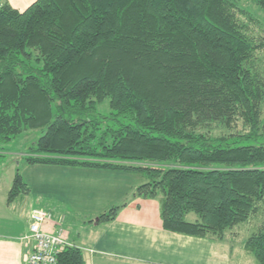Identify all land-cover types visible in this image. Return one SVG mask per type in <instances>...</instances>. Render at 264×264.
I'll list each match as a JSON object with an SVG mask.
<instances>
[{"label":"trees","instance_id":"1","mask_svg":"<svg viewBox=\"0 0 264 264\" xmlns=\"http://www.w3.org/2000/svg\"><path fill=\"white\" fill-rule=\"evenodd\" d=\"M240 1L1 0L0 142L41 127L27 164L133 174L97 220L152 197L164 229L223 239L264 207V143L243 142L264 134V36ZM28 190L16 170L6 201ZM243 248L264 264V216ZM54 264L86 263L72 244Z\"/></svg>","mask_w":264,"mask_h":264},{"label":"crops","instance_id":"2","mask_svg":"<svg viewBox=\"0 0 264 264\" xmlns=\"http://www.w3.org/2000/svg\"><path fill=\"white\" fill-rule=\"evenodd\" d=\"M6 1L23 9L33 0ZM29 165L35 172H41L40 176L68 177L65 180L37 178L30 187L37 194V200L46 197L56 202L53 208L47 209L51 222L60 221L66 239L86 251V264H192L193 259L195 263L199 261L200 248L211 246L216 240L164 229L159 216V200L152 197L131 196L113 218L97 220V214L109 207L113 198L123 196L137 182L128 171L41 163ZM6 186L0 188V264H27L26 254L32 245L27 237L29 214L33 206L40 205H35L30 198L27 207L25 202L17 207V197L7 202L9 186ZM49 192L56 193L53 200ZM64 195L80 214L77 204L87 209L83 210L86 219L79 225L77 239L67 228L65 211L58 207L57 202L63 204L62 201L67 200ZM71 210L76 213L75 209ZM212 262L222 264L218 258Z\"/></svg>","mask_w":264,"mask_h":264},{"label":"rangeland","instance_id":"3","mask_svg":"<svg viewBox=\"0 0 264 264\" xmlns=\"http://www.w3.org/2000/svg\"><path fill=\"white\" fill-rule=\"evenodd\" d=\"M240 5L248 10L252 14L256 21H250V27L252 28L255 34H261L264 36V14L260 10V8L250 0H241ZM244 17V16H243ZM256 64L264 71V46L263 48L257 52ZM263 108V116H264V102L262 103ZM96 112L99 118L103 121L102 125L105 123L115 122L118 123L111 114V108L108 103V99L105 98L101 102L96 105ZM105 116V117H103ZM122 121H127L125 118H121ZM240 123H238L239 125ZM43 131L41 127L28 128L23 130L19 135L12 137L8 141L0 142V188H5L6 185L10 187L13 182L14 173L17 170L22 179L28 183L29 190L27 192L21 193L17 196L16 206L19 207V203L23 204L27 207L28 200L35 202V205H40L46 209L53 208L56 205V202H50L46 197L40 200H37L36 193L30 185L32 186V182H35L40 178H44L47 180L57 178L58 180H62L68 177L60 176L53 174L52 176H40L41 172H35L34 167H30L24 160V154L26 153L29 145L40 135ZM262 141L264 143V134L257 135L255 139L244 140L243 142H258ZM45 173V172H44ZM60 177V178H58ZM28 178V179H27ZM7 187V186H6ZM2 188V189H3ZM130 191V190H129ZM93 193L92 191L90 192ZM55 192H49L48 196L51 200L55 198ZM129 194L126 192L123 196L113 198V203H118L122 201L123 198ZM67 200H63L61 204L58 203V207L63 209L66 213V225L69 230H71V234L77 239V230H79V225L83 220L86 219V215L83 210H87L82 207L81 204H77L79 206L78 209L81 211L78 212L76 208H74V204L70 202V199L67 195H64ZM111 205V204H110ZM22 206V205H21ZM71 209H75L76 213L72 212ZM77 212L79 214H77ZM195 213L189 212L187 217L189 220H193L195 217ZM264 216V207L260 209V212L249 217L246 221L233 225L228 228L225 232V236L223 239H217L213 244H208V246H200V259L195 263V259H193L192 264H214L212 259H221L222 264H257L253 255L247 252L243 248V241L246 236L256 228V225L262 220ZM61 224V222L59 221ZM57 223V224H59ZM84 256L86 255V251H83ZM146 263V262H144ZM120 264V263H119ZM147 264V263H146ZM220 264V263H217Z\"/></svg>","mask_w":264,"mask_h":264},{"label":"built area","instance_id":"4","mask_svg":"<svg viewBox=\"0 0 264 264\" xmlns=\"http://www.w3.org/2000/svg\"><path fill=\"white\" fill-rule=\"evenodd\" d=\"M51 219V214L46 208L32 207L27 234L32 240V245L26 254L27 264H54L57 253L64 246L73 244L64 236L62 226L52 223Z\"/></svg>","mask_w":264,"mask_h":264}]
</instances>
